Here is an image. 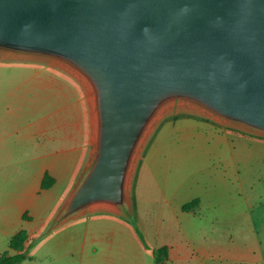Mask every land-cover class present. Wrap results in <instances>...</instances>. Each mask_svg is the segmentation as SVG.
Segmentation results:
<instances>
[{"label":"water","instance_id":"obj_1","mask_svg":"<svg viewBox=\"0 0 264 264\" xmlns=\"http://www.w3.org/2000/svg\"><path fill=\"white\" fill-rule=\"evenodd\" d=\"M0 54L59 63L91 99L90 159L44 234L132 217L135 162L170 107L264 136V0H0Z\"/></svg>","mask_w":264,"mask_h":264},{"label":"crops","instance_id":"obj_2","mask_svg":"<svg viewBox=\"0 0 264 264\" xmlns=\"http://www.w3.org/2000/svg\"><path fill=\"white\" fill-rule=\"evenodd\" d=\"M29 137L23 135L20 142L0 141V253L7 252L10 238L24 229L28 233V246L54 236L48 246L54 253H49L51 257L47 259L44 257L45 264H96L97 260L103 264H124L120 259L125 255L122 247L127 244L142 254L144 238L133 223L134 212L131 218H126L112 211H94L44 234L85 161L88 137L86 133L71 137L65 147L62 138L50 139L49 143L42 139L25 142ZM12 162L17 169L10 173L7 171ZM256 168L263 169L264 182V140L185 117L161 127L157 140L143 156L137 175L140 171L148 175L164 191L161 195L164 204L171 205L175 197L165 189L181 175L202 174L212 180L219 177L222 182L241 183V178L255 181ZM46 173L55 178V183L42 190ZM61 188L66 192L58 196ZM202 198L196 195L179 201L181 212L199 221L188 222L182 231L183 253L166 244L162 246L168 250L163 261L158 262L153 252V259L146 257L139 264H264V200L247 205L245 216L251 233L234 236L228 228L222 233L223 240H207L199 228L206 227L202 222L205 206ZM194 201L197 204L183 210ZM235 238L238 243L240 238L244 241L236 246ZM46 248L37 255H28L22 264H40Z\"/></svg>","mask_w":264,"mask_h":264},{"label":"rangeland","instance_id":"obj_3","mask_svg":"<svg viewBox=\"0 0 264 264\" xmlns=\"http://www.w3.org/2000/svg\"><path fill=\"white\" fill-rule=\"evenodd\" d=\"M185 117L264 140V136L215 120L188 106L176 105L163 111L143 142L131 179L130 190H133L134 185V194L136 198L138 196L137 199L135 198L133 223L144 238L143 252L140 254L135 246L125 245L122 247L125 255L120 259L124 264H139L146 257L153 259V252L166 244H170L176 252L183 253L182 231L184 232L188 222L199 221L183 214L178 204L179 201L188 200L196 195L202 196L205 201L202 222L206 227L203 225L199 228L202 229L201 234H205L207 240H221V238L223 240L222 233L228 228L234 236L245 234L246 231L251 233L249 228L251 225L245 216V211L248 204L253 203L254 206L264 200L263 169L256 168L255 181L251 178L250 180L241 178V183L232 182L233 184L222 182L219 177L213 179L214 182L202 174H191L187 177L181 175L180 179L173 180L169 189H165L175 197L171 205L164 204L161 196L164 191L161 187H157L148 175L141 174V171L137 175L140 162L151 143L157 140L161 127ZM84 133L88 137V153L72 187L86 167L93 147V112L86 86L72 71L54 61L0 54V141L20 142L23 135L29 134V139L25 141L27 143H34L38 139L47 140L49 143L50 139L62 138L65 147L68 139ZM14 162L7 172L11 173L12 169H17ZM53 179L55 183V178ZM65 192V189L61 188L57 194L62 196ZM25 216L29 219L27 215ZM198 234L199 230L196 236ZM53 238L54 236H48L29 244L27 258L28 255L39 254L46 246V252H42L43 258H40V264H45L44 257L47 259L51 257L49 253H54L48 248ZM238 240L239 243L236 238L234 239V242H237L236 246L244 241L243 238ZM7 252L10 250L7 249ZM103 263L102 260L96 261V264Z\"/></svg>","mask_w":264,"mask_h":264},{"label":"trees","instance_id":"obj_4","mask_svg":"<svg viewBox=\"0 0 264 264\" xmlns=\"http://www.w3.org/2000/svg\"><path fill=\"white\" fill-rule=\"evenodd\" d=\"M54 179L46 173L41 183V189L46 190L53 186ZM132 203H133V212L135 219V198H134V187H133V196H132ZM194 204H197V201L193 203L187 204L183 207V210H189L193 207ZM26 219V216L24 217ZM28 233L26 230L22 229L13 235L8 243V249L12 252H4L0 253V264H21L27 258V251H28ZM168 250L166 247L159 248L154 251V255L158 262L163 261L167 257Z\"/></svg>","mask_w":264,"mask_h":264}]
</instances>
